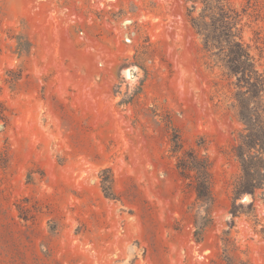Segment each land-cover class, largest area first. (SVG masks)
<instances>
[{"label":"rangeland","instance_id":"1","mask_svg":"<svg viewBox=\"0 0 264 264\" xmlns=\"http://www.w3.org/2000/svg\"><path fill=\"white\" fill-rule=\"evenodd\" d=\"M251 1L264 11V0ZM186 8L0 0V264H210L229 229L238 254L264 264L261 194L257 228L246 216L231 221L238 165L227 150L242 124L212 101ZM174 134L186 147L203 140L213 162L202 243Z\"/></svg>","mask_w":264,"mask_h":264},{"label":"trees","instance_id":"2","mask_svg":"<svg viewBox=\"0 0 264 264\" xmlns=\"http://www.w3.org/2000/svg\"><path fill=\"white\" fill-rule=\"evenodd\" d=\"M187 18L201 40L200 55L212 75V101L218 108L231 110L242 124L235 142L227 150L238 165L230 183L234 199L231 209L232 224L246 216L255 228L260 225L254 202L260 193L264 198V11L251 0L238 5L233 0H185ZM6 109L0 103V120ZM205 142L186 147L179 134L171 138V153L176 158V169L185 188L195 194L194 236L203 242L205 230L212 223L214 204L213 162ZM111 190L112 180H104ZM249 197L250 203L243 200ZM264 230V229H262ZM222 250L210 264H251L238 252L240 247L225 230Z\"/></svg>","mask_w":264,"mask_h":264}]
</instances>
